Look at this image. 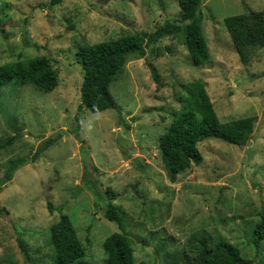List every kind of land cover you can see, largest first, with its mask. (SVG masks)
<instances>
[{"label":"rangeland","instance_id":"1","mask_svg":"<svg viewBox=\"0 0 264 264\" xmlns=\"http://www.w3.org/2000/svg\"><path fill=\"white\" fill-rule=\"evenodd\" d=\"M245 1L264 9V0ZM50 2L0 0V64L46 55L59 77L49 92L32 84L0 89V264H53L50 229L60 207L91 264H106L103 242L124 228L136 263L168 264L174 255L192 252L194 235L208 234L222 235L255 264H264V247L257 253L250 243L264 211V48L252 49L244 63L224 24L226 17L245 12L242 0H203L212 60L200 66L191 63L181 34L153 38L159 26L179 17L177 0ZM137 31L149 34L147 54L131 56L111 85L121 109H80V45ZM199 78L222 122L256 116L254 130L245 146L203 140L202 164L172 182L159 137L181 109L184 86ZM50 138L58 140L32 161ZM19 157L29 162L1 185L11 160ZM95 180L99 192L116 193L124 228L105 217V199L88 186Z\"/></svg>","mask_w":264,"mask_h":264},{"label":"trees","instance_id":"2","mask_svg":"<svg viewBox=\"0 0 264 264\" xmlns=\"http://www.w3.org/2000/svg\"><path fill=\"white\" fill-rule=\"evenodd\" d=\"M62 1L51 0L50 5L54 6ZM202 2L203 0H177L179 17L159 26L153 37L158 40L165 36L181 34L190 61L196 66L212 60L203 28ZM242 3L246 8L245 12L226 17L224 24L237 53L242 61L247 63L252 49L264 48V9L254 10L245 0H242ZM147 38V32L137 31L98 43L80 45L77 51L78 62L84 70L80 109L86 108L92 112H101L108 108L121 109L111 92V85L122 74L131 56H146ZM9 83L16 86L32 84L42 91L49 92L57 88L59 77L50 58L38 55L0 64V89ZM180 101L181 109L174 113L173 120L159 137L158 145L168 178L172 182L193 165L202 164L204 156L199 148L200 142L216 137L228 143L245 146L251 139L256 122V116L222 122L206 83L200 78L184 86ZM14 138L15 136L8 142H12ZM57 140L50 138L43 142L32 156V161H36ZM28 162L29 157L11 160L6 171V181L1 182V185L11 180L14 171ZM88 184L99 198L105 199V217L124 228V211L114 203L116 193L111 189L106 193L99 192L96 180L93 185ZM49 208L51 212L54 211L51 202ZM63 209L60 207L59 219L50 229V244L54 250L53 264H91L85 260V244L80 239L71 217ZM18 241L23 254L30 259L25 241L21 237ZM190 242L193 246L192 252L174 255L168 264H255L254 259L244 256L236 244L222 235H194ZM250 243L257 253L264 247V211L254 226ZM133 245V239L126 233V228L110 234L103 242L106 264H152L147 261L136 263Z\"/></svg>","mask_w":264,"mask_h":264}]
</instances>
